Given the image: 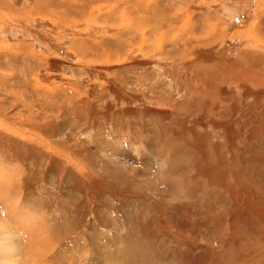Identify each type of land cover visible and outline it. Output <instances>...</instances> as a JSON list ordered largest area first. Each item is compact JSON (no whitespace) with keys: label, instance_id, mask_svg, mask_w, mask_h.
Listing matches in <instances>:
<instances>
[{"label":"rangeland","instance_id":"1","mask_svg":"<svg viewBox=\"0 0 264 264\" xmlns=\"http://www.w3.org/2000/svg\"><path fill=\"white\" fill-rule=\"evenodd\" d=\"M207 128L239 202L193 196ZM2 229L14 264H264V0H0Z\"/></svg>","mask_w":264,"mask_h":264},{"label":"trees","instance_id":"2","mask_svg":"<svg viewBox=\"0 0 264 264\" xmlns=\"http://www.w3.org/2000/svg\"><path fill=\"white\" fill-rule=\"evenodd\" d=\"M243 104L244 105H246V104L249 105L248 98L246 96L243 97ZM242 105H239V104H232L231 105L232 106L231 107L232 108V114H231L230 118L227 119V128H225L227 137L229 136V133H230L229 130L232 131L233 128H237V125H235V121L236 120L239 121L240 123H238V124H240L243 127L246 126V124L248 122V117L249 116H246V115H245V117H247V121H242V118L244 117L243 106ZM220 122H223V120L220 121ZM217 123H219V121H217ZM219 127L223 128L224 126L223 127L219 126ZM191 132H192L193 139H194L195 138V135H194L195 133H194V131H191ZM197 134H199L201 136L198 137V143L193 144V147L195 149H197L201 154H203L204 157H206L207 153L211 149H214V147H212L210 145L211 141H206L208 139V135H205L203 137V132H197ZM228 140L229 141L231 140V135L228 137ZM229 141L227 143L228 146L230 145ZM229 149H230V153L232 154V150H231L230 146H229ZM218 154H219V156H218L219 160H228V159H224V156H225L224 154H222V153H218ZM229 160H234V158L232 156H230ZM207 163H208V161L205 163L206 166H204V168H205L204 172H205L206 175H209L211 178H214L215 177V171H216V165H215V169H214V167H211L210 165H207ZM239 170L241 171V169H239ZM230 172L235 175L234 179L236 180L235 183H233V185L230 186V188H233V191H234L235 194H237V189L239 191L238 195H235V194L232 193V197L234 198L235 202H239L240 201L239 194H241V193L247 194V192H245L244 189L247 186V187H250V190H251V186H249V184H247L248 183L247 180H243V181L240 180V177L237 175V172L231 166L230 162H226L223 165V168L221 169V171L219 172L218 175H220L221 180H223V179H225L227 177L228 173H230ZM244 202L248 204V200L247 199H245ZM235 205H236V203H235ZM256 209H257V207L254 208V210H256Z\"/></svg>","mask_w":264,"mask_h":264},{"label":"crops","instance_id":"3","mask_svg":"<svg viewBox=\"0 0 264 264\" xmlns=\"http://www.w3.org/2000/svg\"><path fill=\"white\" fill-rule=\"evenodd\" d=\"M254 120H255V119H253V117H251L250 119H248V122H247V124H246L247 128L250 126L251 122L254 121ZM203 125H204V124H203ZM208 131H209V128H207L206 132L203 133V137H204L205 135H207L206 133H207ZM196 150H197V149H196ZM197 151H198V150H197ZM198 153L202 156V158L198 160V161L200 162V165L196 166L195 169H194V171L196 172V171L198 170L199 174L195 175V178H194L195 181L190 180V184H191L192 186H194V185L199 186V188H198L195 192H193V196H194V195L196 196V194H197L198 192H200V191L203 190V198L205 199V198L207 197V185H208L207 177L211 178L209 175H206L205 172H204V171H205L204 166H206L205 163L208 161L207 165H210L211 167H214V169H215V165H216V171L218 170V171L220 172L221 169L223 168V165H224L226 162H230V164H231V166H232V163H231V161L229 160V158H230V156H231V153H228V154H226V153H222V154L225 155V156H224V159H228V160H219V159L217 158V160H215V161H211V160H210V155H209L210 153H209V152L207 153L206 157H204L203 154H201L199 151H198ZM215 153L217 154V156H219L218 152L215 151ZM201 160L203 161L202 163H201ZM232 167H233V166H232ZM203 168H204V169H203ZM195 172H194V174H195ZM218 174H219V173H218ZM218 176H219V175H218ZM214 178H215V177H214ZM226 178H227V177H226ZM226 178L223 179V180H221L220 183H224V182L226 183ZM170 181L172 182V185H180V186H178V187L176 188V190H177V192L180 191L181 196H185V195H184V184H183V180H182V178H180V176H174L173 179H170ZM231 185H233V183H229V184H228V187H230ZM179 188H180V190H179ZM191 194H192V193H191ZM200 198H202V197H200ZM169 262H171V261L169 260Z\"/></svg>","mask_w":264,"mask_h":264},{"label":"bare ground","instance_id":"4","mask_svg":"<svg viewBox=\"0 0 264 264\" xmlns=\"http://www.w3.org/2000/svg\"><path fill=\"white\" fill-rule=\"evenodd\" d=\"M139 14V13H138ZM137 14V15H138ZM136 15V16H137ZM139 16V15H138ZM138 20H141L140 23H146V28L148 26V21L150 22V20H147L146 18H141L138 17ZM149 19V18H148ZM134 27H138L140 28V26L136 25ZM137 28V30H138ZM155 27L152 29H150L152 32H154ZM149 30V29H148ZM139 34V33H138ZM142 35L143 40L145 41V37L144 34L142 32H140V36ZM154 35V34H153ZM152 35V37H153ZM8 176V175H7ZM8 181V180H7ZM6 201V200H5ZM4 205L6 203H3ZM3 231H1L0 233V264H8L9 262H11L12 264L15 263V258H12V254H15L16 252V246L14 244L11 243L10 237H8V233H6L5 229H2ZM128 248V247H127ZM43 249V248H42ZM43 252V251H42ZM35 261V260H34Z\"/></svg>","mask_w":264,"mask_h":264},{"label":"flooded vegetation","instance_id":"5","mask_svg":"<svg viewBox=\"0 0 264 264\" xmlns=\"http://www.w3.org/2000/svg\"><path fill=\"white\" fill-rule=\"evenodd\" d=\"M242 16V15H241ZM244 16H242V18H243Z\"/></svg>","mask_w":264,"mask_h":264}]
</instances>
